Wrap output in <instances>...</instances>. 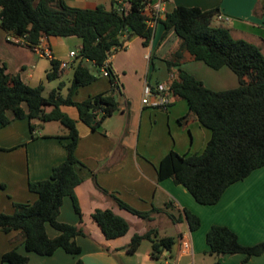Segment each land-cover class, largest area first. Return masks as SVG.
<instances>
[{
  "label": "crops",
  "instance_id": "1",
  "mask_svg": "<svg viewBox=\"0 0 264 264\" xmlns=\"http://www.w3.org/2000/svg\"><path fill=\"white\" fill-rule=\"evenodd\" d=\"M151 1L163 2L164 11L159 19L171 10L169 2L173 3V8L177 5L198 6L204 10L218 7L219 13L228 18L225 26L232 36L259 46L264 55V0ZM65 2L71 6L93 8L88 4L89 0ZM163 33L164 26L158 21L148 46L143 45L141 37L134 36L125 42L123 48L112 51L109 56L121 96L127 101L126 110L119 108L93 130L78 119L74 106L61 107L76 120L79 133L75 170L82 181L75 187V195L83 221H79L69 196L63 199L58 219L83 230L84 235L75 237L81 252L71 255L58 249L49 256L38 255L25 250L18 231H0V264H9L1 262V256L14 246L20 253L29 256L28 264H76L78 259L84 264H157L150 256L151 245L143 246V241L133 253L124 249L135 234H143L150 228L175 237L171 250L161 253L160 264H264V253L246 262L242 254H211L205 239L210 227L219 224L233 230L243 245L264 240V166L228 186L219 201L212 205L199 204L185 187L175 184L171 178H157L156 166L166 153L170 150L179 154L199 152L211 136L193 114L168 109L165 110L168 112H147L145 109L148 106L143 105L141 99L136 103L130 99L133 78L137 79L141 94L145 85L154 87L169 80L171 74L167 66L163 74L151 72L155 68L152 59L156 54L164 62L177 48V37L170 33L163 39ZM42 43L50 48L53 58L41 57L33 49L11 42L0 27V66L5 65L9 73H19L30 86L43 84L45 95L63 83L60 93L66 95L73 76V58L69 57V52L79 50L81 39L49 36L44 37ZM119 53H123L124 57L120 59ZM141 57L146 59L145 63ZM53 59L69 61V66L60 69L59 78L49 81L46 75ZM205 65L183 55L180 68L212 90H225L238 85L236 74L228 67L212 69ZM64 79L68 80V84ZM110 86L109 77L101 73L95 81L80 86L73 100L82 101L109 90ZM51 122L39 125L34 131L30 130L27 119H14L5 126L0 125V212L12 213L16 202L36 201L37 194L28 189V182L48 178L52 168L66 159L65 140L56 137L61 135L60 131L62 135L66 131L59 122V126H47ZM33 123L39 124V121L34 120ZM113 196L140 211H148L152 207L165 208L180 221L173 222L164 213L153 214V220H143L120 208ZM98 208L111 209L125 218L129 223L126 234L107 239L91 218L92 212ZM184 210L199 217L198 229H189ZM49 226L46 227L48 235L55 237L58 231Z\"/></svg>",
  "mask_w": 264,
  "mask_h": 264
},
{
  "label": "trees",
  "instance_id": "2",
  "mask_svg": "<svg viewBox=\"0 0 264 264\" xmlns=\"http://www.w3.org/2000/svg\"><path fill=\"white\" fill-rule=\"evenodd\" d=\"M122 1L127 4L123 12L118 10L121 5L118 0H112L110 8L102 4L93 8L76 7L65 0H0V27L8 38L21 40L14 43L33 49L44 37L81 39L72 60L73 76L66 95L60 93L63 83L45 95L43 84L32 87L19 73H9L5 65L0 66L1 126L14 119H27L31 131L51 121L59 122L66 129L65 134L56 136L65 140L66 159L52 168L48 178L28 182V189L37 194L36 201L16 202L12 213L0 212V231H18L27 252L42 256L52 255L58 249L71 255L81 252L75 237L84 235L83 230L58 219L63 199L69 196L79 221H83L75 195V187L82 181L75 170L79 133L76 120L61 107L74 106L78 119L93 130L119 109L120 85L110 62L109 90L82 101H74L73 95L80 86L99 77L105 60L112 51L123 48L126 41L139 36L143 45L148 46L153 38L154 29L146 24L145 0ZM218 13V7L204 10L198 6L177 5L158 19L164 26L162 38L173 33L178 40L175 52L164 59L171 74L165 82L172 96L170 105L176 99L185 100L188 113L193 114L211 136L201 152L179 154L170 150L166 153L156 166L157 178H171L202 205L217 203L228 186L264 166V55L259 46L234 38L227 26L217 23L220 22L216 20ZM183 55L202 61L212 69L228 67L236 74L238 85L225 90L206 87L193 74L180 68ZM59 66L60 61L51 60L46 75L49 81L59 78ZM34 120L39 124L33 123ZM113 197L120 208L143 220L150 221L154 219L153 214L164 213L173 222L180 221L165 208L140 211ZM184 216L191 231L199 228V217L189 210H184ZM91 218L107 239L123 236L129 229L128 221L108 208L95 209ZM47 225L58 231L55 237L48 235ZM205 239L209 253L242 254L244 262L264 253V240L243 245L237 234L225 225H212ZM144 240L150 242V256L155 261L175 243V237L150 228L143 234H135L124 249L133 253ZM1 262L28 264L29 256L14 246L2 254ZM76 264L84 263L78 259Z\"/></svg>",
  "mask_w": 264,
  "mask_h": 264
},
{
  "label": "built area",
  "instance_id": "3",
  "mask_svg": "<svg viewBox=\"0 0 264 264\" xmlns=\"http://www.w3.org/2000/svg\"><path fill=\"white\" fill-rule=\"evenodd\" d=\"M121 5L119 6V12L125 11L126 3L124 1L119 2ZM163 9V2H152L151 0H145V8L144 12L147 15L146 24L147 26L154 29L158 19L160 18ZM217 21H227L228 18L224 15L218 13L216 16ZM13 42H21L20 39L11 37L8 38ZM43 38L40 40L39 44L36 45L33 50L36 52L37 55L41 57L53 58L52 52L47 45L42 43ZM78 51L71 50L69 52L70 58H75ZM110 56V55H109ZM109 56L105 60L103 67L101 68V73L105 76H108V63H109ZM69 66V61L62 60L60 61V69H64L65 67ZM172 96L169 91V85L167 83H158L154 87H150L149 85H145L143 90V98L142 104L148 107L158 108L167 110L169 105L171 104ZM165 264V263H163Z\"/></svg>",
  "mask_w": 264,
  "mask_h": 264
},
{
  "label": "rangeland",
  "instance_id": "4",
  "mask_svg": "<svg viewBox=\"0 0 264 264\" xmlns=\"http://www.w3.org/2000/svg\"><path fill=\"white\" fill-rule=\"evenodd\" d=\"M157 1H159V0H157ZM88 4L90 5V7H95V5L102 4L106 8H110L111 7V0H89ZM168 8L172 9L173 8V3L169 2ZM217 23H220L222 25L226 24L225 21H220V22H217ZM119 54H120L119 55L120 59L124 57L123 53H119ZM141 60L144 63L146 62L145 61L146 59L144 60L142 57H141ZM152 61H153L154 65H155V68L151 69V72H153L154 74H156V73L163 74L166 71V70H164V69H166L165 61L163 62L161 60V58H158L157 54L155 55V58L152 59ZM92 70L94 71V73H96V71H97L95 68H93ZM209 70H212V69L209 68ZM64 82L66 84H68V80L67 79H64ZM131 84H132L133 88H131V90H132L131 95L132 96H130V97H132V98H130V99H133L134 103H136L140 99H141V102H142L143 93L141 94L140 92H138L137 79L133 78ZM32 87H35V86H32ZM118 97H119L118 101H119L120 110L121 109H125L126 110V108L128 106L127 105V101L125 100V98L123 96H121V94H118ZM130 99H129V101H131ZM169 110L172 111V112H189L188 108H187V105H186V102L184 100H182V99L174 100V103L168 107V111ZM145 111H147V112H168V111H165L163 109H158V108H153V107H148L147 109H145ZM47 126H59V123L56 122V121H52L51 123H48ZM61 128L66 131V129L62 125H61ZM56 131H57V133L59 132V130H57V129H56ZM59 133H61V135H62L63 132L60 131ZM187 135H188V133H187ZM201 151H199V152H201ZM49 228H51V226H49ZM13 232H15V231H13ZM2 234H4V233H2ZM142 244H143V246H146V247L150 246V242L148 240H144ZM157 264H160L159 260L157 261Z\"/></svg>",
  "mask_w": 264,
  "mask_h": 264
}]
</instances>
